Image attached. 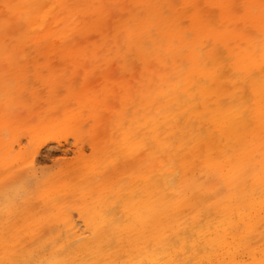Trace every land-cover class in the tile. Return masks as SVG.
Returning <instances> with one entry per match:
<instances>
[{
  "label": "bare ground",
  "instance_id": "obj_1",
  "mask_svg": "<svg viewBox=\"0 0 264 264\" xmlns=\"http://www.w3.org/2000/svg\"><path fill=\"white\" fill-rule=\"evenodd\" d=\"M28 60L32 73L7 74ZM68 61L117 64L136 88L88 121L91 158L41 178L33 155L18 175L15 111L50 127L70 104L40 110L20 92L70 94L74 76L33 67ZM0 176V264H172L185 247L264 238L231 217L264 207V0H0Z\"/></svg>",
  "mask_w": 264,
  "mask_h": 264
},
{
  "label": "rangeland",
  "instance_id": "obj_2",
  "mask_svg": "<svg viewBox=\"0 0 264 264\" xmlns=\"http://www.w3.org/2000/svg\"><path fill=\"white\" fill-rule=\"evenodd\" d=\"M54 63L57 62L54 61ZM31 64L32 61L28 60L25 66H23V70L15 68L9 70L7 74L11 75V77L12 74H20V72L30 74L32 73V70H30ZM88 64L69 62L68 66L63 64L55 67V70L52 71H47L46 68H37L36 65H33L38 74L46 75L50 72L53 77H59L63 74V80L72 75L74 79H72V92L70 94L66 95L64 92L66 89L64 90V87L60 84L51 100L46 99L45 85L41 83L27 85L20 92L22 100L25 95L27 97L28 91L36 90L37 94L41 97L39 100L42 102L39 105L40 110H48L55 105L60 108L58 105L66 99L69 100L70 104L65 110V117L62 120L56 121L50 127L40 126L39 121H37L38 119H32L31 117H24V121L26 120L24 124L19 119L25 109L21 108V110L15 111L14 115L16 117L9 128L12 133L5 134L6 142L14 146L13 152L20 155V159L15 163L13 169L18 175H23L29 171L28 164L24 165L25 163L23 162L24 160L27 162L33 155L36 159L35 168H37L38 176L41 178L52 176L60 167L73 163L80 157L85 159L91 158L93 156V142L87 136V132L90 129L87 127L89 126L88 121L93 114L106 110L109 104L112 103L114 106L121 100L131 98L130 94L134 87L136 88L135 83L132 82L133 79L130 80L128 78L129 75L122 71V69H116L115 66L117 64L107 66V70L111 71L110 76L107 75V72L103 71V65L96 64L91 66ZM38 65H42L41 61H39ZM60 68H65V71H60ZM29 78L31 77H26L25 79ZM58 81L56 82L58 83ZM119 95L122 97L118 98ZM77 110L82 113L77 114L76 118H70ZM34 185L32 180L28 182V186L33 187ZM202 200L205 199L197 201V199H191L186 196V208H194L200 205ZM76 206H78L76 203H67L60 211H64L65 214L70 213L75 219H79ZM25 207L27 213L21 214L23 218L29 217L28 212H31L33 208L41 209V205L35 203L26 204ZM57 210L53 214V217L56 214L58 215L59 212L57 213ZM188 211L189 209L185 213L187 214ZM118 214L120 215V213ZM231 217H234L233 219L239 217L251 224L252 221L249 220L256 219V232L264 231V207L257 206L251 209H240L237 213L233 212ZM122 219L124 217H120L119 221ZM168 220L170 218L165 221ZM6 221L7 218L5 217L1 220V223ZM179 244V242L175 243L176 246ZM175 245L173 246L175 247ZM224 245V248L214 251L198 249L193 251V249L185 247V252L183 250L182 254L177 255V257L173 256L172 264H264V238L251 239L246 245L241 239L233 240L232 236L228 235Z\"/></svg>",
  "mask_w": 264,
  "mask_h": 264
}]
</instances>
